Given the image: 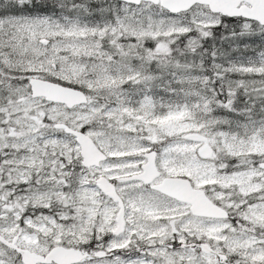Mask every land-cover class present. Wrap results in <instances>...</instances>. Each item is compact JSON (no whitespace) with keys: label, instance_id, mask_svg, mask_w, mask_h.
<instances>
[{"label":"snow or ice","instance_id":"1","mask_svg":"<svg viewBox=\"0 0 264 264\" xmlns=\"http://www.w3.org/2000/svg\"><path fill=\"white\" fill-rule=\"evenodd\" d=\"M0 264H264V0H0Z\"/></svg>","mask_w":264,"mask_h":264}]
</instances>
